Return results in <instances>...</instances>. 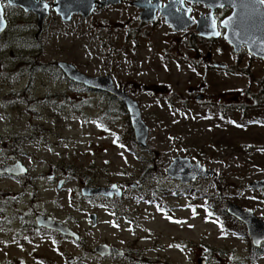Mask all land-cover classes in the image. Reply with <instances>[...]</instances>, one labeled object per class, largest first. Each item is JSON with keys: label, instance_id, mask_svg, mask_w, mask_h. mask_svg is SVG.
<instances>
[{"label": "rangeland", "instance_id": "rangeland-1", "mask_svg": "<svg viewBox=\"0 0 264 264\" xmlns=\"http://www.w3.org/2000/svg\"><path fill=\"white\" fill-rule=\"evenodd\" d=\"M0 1L8 23L0 36V160L14 155L31 174L0 178V190L17 195H0L6 203L0 264H127L95 253L101 242L121 248L135 242L141 264H198L202 258L207 264H264L243 223L207 211L210 201L220 209L230 200L264 218V189L248 186L264 178V123L254 121L264 120L258 83L264 60L245 55L238 61L223 38L202 41L192 28L173 31L161 16L141 23L130 0L69 22L51 10L37 37L35 14ZM211 49L213 59L239 68L203 62ZM58 60L89 75L110 74L138 101L148 145L130 143L127 112L102 119L107 108L118 109L117 99L32 67ZM154 85L167 92L154 93ZM199 93L202 100L195 99ZM175 156L199 160L216 174L181 185L166 173ZM52 168L57 179H66L61 189L45 177ZM83 182H116L125 194L110 205L82 196ZM39 211L74 218L81 242L22 230ZM89 213L96 214L95 224Z\"/></svg>", "mask_w": 264, "mask_h": 264}, {"label": "water", "instance_id": "water-1", "mask_svg": "<svg viewBox=\"0 0 264 264\" xmlns=\"http://www.w3.org/2000/svg\"><path fill=\"white\" fill-rule=\"evenodd\" d=\"M207 2L210 5L216 0H199ZM234 7V11L222 21L225 27L224 38L232 46L234 52H240L244 45L246 50L254 57L264 60V4L259 0H251V4H246L249 0H224ZM231 1V2H230ZM9 5L20 7L24 12H32L36 15L37 33H42L45 19L50 15L51 10L57 14L64 22L72 20L74 15H80L82 18L89 17L97 8H103L111 4H119L121 0H53L52 4L45 0H7ZM239 2V3H238ZM132 5L141 9L138 19L142 22L151 21L155 18L156 10L165 17V22L174 30H183L193 23L189 17L190 8L181 5V11L176 10L177 4L170 2L160 7L159 3L149 4L148 0H133ZM215 5H211L210 11L204 20H197L198 34L203 37H218L216 25L211 18ZM7 20L4 15V9L0 1V36L7 28ZM56 66L64 76L74 83L85 86L86 88L100 91L117 98L125 107L128 120L133 133L135 142L141 146L148 145L149 126L142 117V111L138 101L127 93L126 90L117 84L110 74L89 75L78 69L73 63L66 60L56 61ZM215 66H224V63L213 61ZM155 92H164L160 86L153 88ZM203 94L197 95L196 99H201ZM0 173H10L13 175H26L27 167L18 158L12 164L0 166ZM166 173L174 178L181 185H188L197 179L207 178L215 174L212 167H207L201 161H193L188 156H175L168 164ZM62 183L59 181L58 185ZM132 187L134 185H131ZM252 190L264 189V178L256 179L248 183ZM85 196H104L112 198L123 195V190L116 183L109 185H85L81 188ZM226 213L234 217L245 225L247 235L251 243L259 246L264 240V218L258 217L251 208H243L233 201H227L225 204ZM89 219L93 224L96 223V214L90 213ZM35 220L38 225L47 228L56 229L59 232L73 236L79 239V234L72 231L68 226L55 220L50 215L37 214ZM94 252L100 256L108 254H121L123 250L117 246L101 242L95 245ZM198 264H206L205 259H199Z\"/></svg>", "mask_w": 264, "mask_h": 264}, {"label": "flooded vegetation", "instance_id": "flooded-vegetation-1", "mask_svg": "<svg viewBox=\"0 0 264 264\" xmlns=\"http://www.w3.org/2000/svg\"><path fill=\"white\" fill-rule=\"evenodd\" d=\"M133 0H130L129 1V3L131 4V2H132ZM227 1V0H226ZM251 0H249V1H246L247 3L246 4H251V2H250ZM123 2V0H121V2L119 3V4H121ZM159 3V6L160 7H162V6H164L165 4H167V3H171V4H177V6H176V10H179V11H181V5H183V7H188V8H190V11H189V17L191 18V20L193 21V23L191 24V25H189L187 28H185V29H183V30H178V31H184V30H186V29H188V28H192V36H195V37H198L200 40H202V41H212V40H215V39H218V38H223L224 40H225V38H224V33H225V27H223L222 26V21L223 20H225L233 11H234V7L230 4V3H228V2H225L224 0H216V2L215 3H212L211 5H215V8H214V10H213V12H212V15H211V18L213 19V22L215 23V25H216V30L218 31V33H219V36L218 37H211V38H207V37H203V36H200L199 34H198V30H197V25H198V23H197V20H204L203 18H205L206 16H207V14L210 12V11H212V9H211V5L209 4V3H207V2H202V1H199V0H148V3L149 4H151V5H153V4H156V3ZM231 2V1H230ZM8 3V2H7ZM239 3V2H238ZM119 4H111V5H107V6H105V7H108V6H114V5H119ZM132 5V4H131ZM132 6H134V5H132ZM105 7H103V8H105ZM134 7H136V6H134ZM138 10H139V12H138V16H137V19H138V17H139V14H140V11H141V9L140 8H138V7H136ZM98 9H102V8H97V10ZM96 11V10H95ZM158 16H161L162 18H163V20H164V22H165V17L160 13V11L159 10H156V12H155V18L154 19H152L151 21H146V22H142V21H140L139 19H138V21L139 22H141V23H150V22H152V21H154L156 18H158ZM166 23V22H165ZM167 24V23H166ZM168 25V24H167ZM171 28V27H170ZM172 29V28H171ZM173 31H176V30H174V29H172ZM226 41V40H225ZM227 42V41H226ZM227 44L230 46V48H231V50H232V52H233V54L236 56V57H238V61H239V58H242L243 56H245V55H248L250 58H251V54L246 50V47L243 45L241 48H240V52L239 53H235L234 52V50H233V48H232V46L227 42ZM191 48V47H190ZM212 50L213 49H211V51H207L206 52V54H205V57L204 58H202V60H203V62L205 61V62H208V64H209V66H212V67H214V68H221V69H224V70H227L228 71V68L229 67H231V68H233L234 70L236 69V68H239V66H240V64L237 62V63H227V62H223V61H219V60H215V59H213V57H212ZM198 56H200L201 57V54H199L198 53ZM252 57H254V56H252ZM256 58V57H255ZM259 59V58H258ZM213 61H218V62H221V63H224V66H215L214 64H213ZM207 65V64H206ZM230 70H232V69H230ZM156 86H158V85H156ZM155 87V85L151 88L152 89V91L154 92V93H156V94H165L166 92H167V89L164 87V86H160V87H162L163 89H164V92H155L154 90H153V88ZM123 89V88H122ZM125 90V89H124ZM190 93H192V94H194L195 93V90L194 89H192V88H190L189 90H188ZM199 94H203V93H199ZM199 94H197V95H199ZM197 95L195 96V99H196V97H197ZM111 97H113V96H111ZM203 97H204V94H203ZM203 97L201 98V99H198V100H202L203 99ZM115 98V97H114ZM115 99H117V98H115ZM124 106V105H123ZM125 108V107H124ZM126 110V109H125ZM127 112V111H126ZM9 159H10V161H1L0 160V166L1 165H6V164H12L14 161H15V159H16V157L14 156V155H10L9 156ZM26 166V165H25ZM27 167V166H26ZM215 174H216V172H215ZM214 174V175H215ZM213 175V176H214ZM23 176H26L27 178H29V176H31V174H30V171H29V168L27 167V174L26 175H13V174H10V173H0V178H11V179H18V178H20V177H23ZM45 177L48 179V181H56L57 182V189H61L62 188V186L64 185V183H65V178H61V179H57V177H56V173H55V171L53 170V168H52V170H51V172H48V173H46L45 174ZM60 180H62V183L60 184V185H58V183H59V181ZM191 184V183H190ZM26 185H27V183H25V185H24V187H23V190L25 189V187H26ZM85 185H92V184H89V183H87V182H83V184H81V187H80V193H81V195L82 196H84V197H87V198H95V197H99L100 199H101V201H104V202H106L107 204H116L117 202H118V200H119V198H121L124 194H125V191L123 190V195L122 196H120V197H116V196H114V197H112V198H107V197H104V196H101V195H98V196H85V195H83L82 194V192H81V188L83 187V186H85ZM189 185V184H188ZM258 190V189H257ZM14 194V197L16 196L17 197V195L15 194V193H10V192H7V191H2V190H0V195H3V196H6L5 198L6 199H9V197L10 196H12ZM3 204H5L6 205V203H3V202H0V212L2 213V212H4L3 210H2V206H3ZM8 204V203H7ZM0 213V214H1ZM46 214V215H50V214H48V213H46V212H44V211H39V212H35L34 213V217L32 218H30V220L29 221H27L24 225H23V228H22V230L25 228L26 230L28 229L29 231H33V232H44V233H47V234H49V235H58L59 237H61L62 239H73L74 241H76V242H81V239H80V234H79V232L78 231H76L75 229H73L72 228V226H71V221L72 220H75L74 218H72V217H67V218H65V220L64 219H59V218H56V217H54V216H52V215H50L51 217H53L55 220H57V221H60V222H62L63 224H65L66 226H68L72 231H74V232H76V233H78L79 234V239L78 240H76L73 236H70V235H65V234H63V233H61V232H59L58 230H56V229H52V228H47V227H45V226H40V225H38L37 224V222H36V220H35V217H36V215L37 214ZM90 214V213H89ZM89 216V215H88ZM126 217L128 218V215H126ZM259 217V216H258ZM261 218H263V217H261ZM128 219H131V218H128ZM117 220L115 219V222H116ZM131 221V224L133 225L134 223H135V221H133L132 219L130 220ZM4 222H6V220H4ZM1 225L3 226L4 225V223L3 222H1ZM0 225V226H1ZM5 227V226H4ZM4 229H7V228H4ZM20 231H18V232H16V234H19V232H23L21 229H19ZM140 239V238H139ZM136 242H137V240H136ZM106 243H108V242H106ZM108 244H110V245H114V246H117V245H115V244H111V243H108ZM251 245H252V252L254 253V254H256V255H264V240L263 241H261V243L259 244V246H255V245H253L252 243H251ZM95 247V246H94ZM118 248H120V249H122L123 250V253H121V254H108V255H105V256H103V257H106V258H110V259H125L126 261H127V264H141L142 262H144V261H142L143 259H141V258H139L140 256H139V253H140V249H138V248H135V242L132 244V245H127V246H125L124 248H121V247H119V246H117ZM74 260V258L73 259H68V261L70 262V261H73ZM206 260V259H205ZM206 264H207V260H206Z\"/></svg>", "mask_w": 264, "mask_h": 264}, {"label": "trees", "instance_id": "trees-1", "mask_svg": "<svg viewBox=\"0 0 264 264\" xmlns=\"http://www.w3.org/2000/svg\"><path fill=\"white\" fill-rule=\"evenodd\" d=\"M189 47H191V46H189ZM33 63H37V64H33ZM32 67H37V69H39V70H41V71H44V72H48L49 74H56V75H59V74H61V75H63L64 76V74H62V72L60 71V69L56 66V64H53V63H40V62H32ZM65 78V77H64ZM258 83H259V85H261V88L263 89L264 88V78L261 80H258ZM114 98V97H113ZM118 101V100H117ZM119 102V106H118V109H115V110H112V111H110V109L112 108H107L104 112H102L101 113V117H102V119H107V116H108V114L109 113H111L112 115H115V114H123V113H125L126 112V110H125V108H124V106H123V104L120 102V101H118ZM225 108V107H224ZM224 108H222V109H224ZM254 120V119H253ZM255 122H262V123H264V120H260V119H256V120H254ZM126 123H127V125L129 124V120H128V118H126ZM129 132H130V136L132 137V140H130V143H135V140H134V138H133V136H132V130L131 129H129ZM192 196H194V194L192 193ZM155 197H153V199H154ZM149 201H154V200H149ZM154 202H156V201H154ZM216 203H219L218 201L216 202ZM157 205H159V208L160 209H163L164 207H163V205H161V202H158V200H157ZM205 206H206V204H205ZM217 206V205H216ZM218 208H219V206H217ZM165 209V208H164ZM219 210H220V212H222V213H224V214H227L226 213V210H225V207L224 206H221L220 207V209H217L216 207H215V205L213 206V204L211 203V201L209 202V206H208V208H207V211H208V216H211V217H214V215H218L220 212H219Z\"/></svg>", "mask_w": 264, "mask_h": 264}, {"label": "snow or ice", "instance_id": "snow-or-ice-1", "mask_svg": "<svg viewBox=\"0 0 264 264\" xmlns=\"http://www.w3.org/2000/svg\"><path fill=\"white\" fill-rule=\"evenodd\" d=\"M259 2H260L261 4H264V0H259Z\"/></svg>", "mask_w": 264, "mask_h": 264}, {"label": "bare ground", "instance_id": "bare-ground-1", "mask_svg": "<svg viewBox=\"0 0 264 264\" xmlns=\"http://www.w3.org/2000/svg\"><path fill=\"white\" fill-rule=\"evenodd\" d=\"M118 100V99H117ZM119 101V100H118Z\"/></svg>", "mask_w": 264, "mask_h": 264}]
</instances>
